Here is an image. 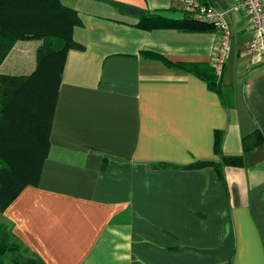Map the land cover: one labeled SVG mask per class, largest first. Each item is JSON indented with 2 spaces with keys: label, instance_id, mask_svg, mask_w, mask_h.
I'll list each match as a JSON object with an SVG mask.
<instances>
[{
  "label": "crops",
  "instance_id": "0c3cea01",
  "mask_svg": "<svg viewBox=\"0 0 264 264\" xmlns=\"http://www.w3.org/2000/svg\"><path fill=\"white\" fill-rule=\"evenodd\" d=\"M198 1L227 10L233 29L218 91L201 77L217 29L135 24L146 11L182 17V0L64 2L84 47L66 52L37 184L0 211L43 264H264V72L248 16L233 0ZM40 41L18 39L0 73L30 72ZM215 129L223 153L242 155L223 180L181 167L220 161ZM255 130L263 139L243 149Z\"/></svg>",
  "mask_w": 264,
  "mask_h": 264
},
{
  "label": "trees",
  "instance_id": "16d2710c",
  "mask_svg": "<svg viewBox=\"0 0 264 264\" xmlns=\"http://www.w3.org/2000/svg\"><path fill=\"white\" fill-rule=\"evenodd\" d=\"M80 23L77 9L63 0H0V62L18 39L41 40L30 72L0 73V211L25 185L38 182L42 162L49 150V130L66 52L69 48L84 47L73 36V27ZM135 24L146 29L204 30L214 27L209 22L193 18L192 11L185 8L180 18L146 11L138 16ZM142 54L158 56L150 51H142ZM206 70L201 77L210 89L218 91V75L212 66ZM222 136V129L214 130L213 150L220 155V161L194 160L181 167L211 165L217 177L223 180L222 167L240 165L242 155L223 153ZM262 139L258 130L245 135L243 149ZM156 166L172 165L161 162ZM0 264H43V261L28 251L11 224L0 221Z\"/></svg>",
  "mask_w": 264,
  "mask_h": 264
},
{
  "label": "built area",
  "instance_id": "2783aa9c",
  "mask_svg": "<svg viewBox=\"0 0 264 264\" xmlns=\"http://www.w3.org/2000/svg\"><path fill=\"white\" fill-rule=\"evenodd\" d=\"M184 8L192 11V17L211 23L219 32V41L211 66L215 74L220 75L224 62L231 49L233 29L226 18L225 9H218L212 4L200 3L198 0H182ZM242 10L249 18L250 37L247 50L257 55L264 72V0H233L230 7Z\"/></svg>",
  "mask_w": 264,
  "mask_h": 264
},
{
  "label": "rangeland",
  "instance_id": "374dc122",
  "mask_svg": "<svg viewBox=\"0 0 264 264\" xmlns=\"http://www.w3.org/2000/svg\"><path fill=\"white\" fill-rule=\"evenodd\" d=\"M63 1L68 4V2L71 1V0H63Z\"/></svg>",
  "mask_w": 264,
  "mask_h": 264
}]
</instances>
